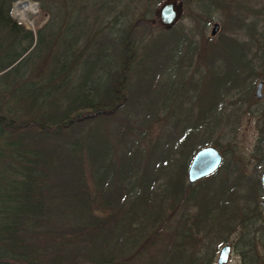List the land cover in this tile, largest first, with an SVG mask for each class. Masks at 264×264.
I'll list each match as a JSON object with an SVG mask.
<instances>
[{
  "label": "trees",
  "instance_id": "trees-1",
  "mask_svg": "<svg viewBox=\"0 0 264 264\" xmlns=\"http://www.w3.org/2000/svg\"><path fill=\"white\" fill-rule=\"evenodd\" d=\"M16 1L0 0V264H129L133 258L149 256L143 233L147 226L156 240L162 235L168 238L166 253L172 247V233L176 234L175 229L168 235L170 217L180 202L185 208L176 228L189 222L196 229L202 218L211 222L210 216L217 211L220 220L231 222L223 225L221 232L238 225L247 231L239 239L243 264H264V254H255L252 239L258 232L264 237V227H256L261 213L259 200L264 194L260 180L253 186L246 180L248 177L231 167L224 171L225 175L218 170L195 187L188 186L187 192V166L180 178L165 175L164 167L159 176L155 174L157 167L152 173L137 177L129 160L131 149L126 150V143L131 142L126 121L117 120L118 124L107 131L101 128L105 135L99 136L90 126L98 123L97 126L109 127L110 119L134 101L129 79L137 58L135 31L143 44L142 62L161 59L154 68L138 69L139 75H146L150 82L147 81V89L137 87L136 101L149 94L151 83L152 89L159 85L156 83L165 58L175 60L173 68L179 69L176 51L180 37L175 39L171 28L157 35L150 29H160L156 8L164 0H33L40 3L42 18H46L35 33L12 18L11 8ZM230 1L233 0H180L190 18L209 20L207 13L211 9H224L231 30H235L215 46L205 43L198 48L190 40L181 57L183 67L189 68L196 59V68L204 67L201 76H209L214 59L229 61L225 48L235 53L231 82L219 83L221 108L228 94L240 97V90L249 82L253 88L256 68L252 59L264 63V27L257 29V11L244 3L236 7L237 12H229ZM129 4L144 8L140 18L122 24L117 15L105 22L117 6L125 10ZM241 35L248 40L243 41ZM155 42L161 45L159 49L167 47L165 58L159 52L144 55L147 46ZM16 45L21 48L19 53L9 58L10 49ZM216 48L219 51L215 57ZM32 50L35 59L18 72L29 60L24 55ZM195 70L200 73V69ZM13 71L18 72L15 77ZM260 71L264 75V65ZM212 112L208 106L197 114L198 121ZM220 127V123L204 118L197 130L203 135ZM259 131L256 152L264 151V113ZM71 132L80 137L65 143ZM193 137V133L189 134L190 140ZM144 139L139 136L131 145ZM198 146L189 160L210 144L201 142ZM113 158L118 169L112 164ZM161 175L165 177V187L157 185ZM134 176L142 196L138 205H127L125 195ZM192 206L197 207V212L191 219L187 208ZM229 209L237 212L225 215ZM206 231L207 237L214 230ZM191 238L182 245L194 252L189 263L207 264V258L195 252L191 243L196 241Z\"/></svg>",
  "mask_w": 264,
  "mask_h": 264
},
{
  "label": "rangeland",
  "instance_id": "rangeland-1",
  "mask_svg": "<svg viewBox=\"0 0 264 264\" xmlns=\"http://www.w3.org/2000/svg\"><path fill=\"white\" fill-rule=\"evenodd\" d=\"M21 1L31 2L36 9L35 13L32 15L34 23L31 26L26 25L19 19V10L17 6ZM244 3L249 5L254 11H257L259 16L256 17L258 20L257 29L258 31L262 30V27H264V0L230 1L231 7H229V12L233 10L237 12L236 7ZM117 7L118 8L114 13L105 17V22L118 15L119 21H121L122 24L133 23L140 18L144 10L141 6L135 7L131 4H129L128 8L125 10H122V6ZM158 7L159 6H157L156 11ZM187 13L188 11L185 12L182 7V15L179 21L171 28L174 31V38L178 39L180 37L179 40H177L179 41L180 47H178L176 51V59L180 57L179 69L177 70V67L173 68L175 64L173 61L175 60L172 61V59L165 58V53H168V49H166L167 47L159 49L162 47L161 45H158L157 42L148 45L144 55L148 52H159L161 56L165 58L166 63L160 69L162 70L160 72L161 75L156 83L159 85H155L152 89L153 83H151L150 88H148L151 92H149L150 96L149 94L145 97L143 96V98L141 96L140 100L137 101L136 97L138 89L140 90V86L141 88L146 87L145 89H147V81L148 84L150 82L145 74H143L145 77L139 75L140 72L138 73V69L139 71H142L148 67L154 68L155 66H158V62L161 59L158 60L157 58V60L153 59L154 61L147 60L142 62L143 44H141L140 34L135 31L136 35L133 34V39L138 46L136 52L137 58L129 79V89L131 96L133 95L132 100L134 101L127 104V106L122 108L113 119H110L109 123L111 124L109 127H106L105 125H103L104 127L101 125L97 126L98 123L90 124L91 128H93L92 130L96 133L94 131L92 132L98 136L105 135V132L102 129L107 131V128H111L112 126H115V124H118L117 120L119 119L121 120L120 123L126 121L124 125L129 128L128 130L130 133L128 134V137L131 140V142L129 141L126 143V150L129 149L130 152L131 149L129 160L134 167V175L137 177L145 174V172L150 174L153 172V169L157 167L158 170L155 174L159 176L160 169L164 167L163 171L165 172V175H170V177L175 179L182 176V172L187 166L184 186L187 187V192H190L188 186L195 187L198 182L190 184L187 180V169L191 161L189 160V157L193 151L198 149V145L201 142H204L210 144V146L220 152L223 159L221 168L219 169L220 174L225 175L224 171L226 169H232L234 167L238 174L248 177L246 180L254 186L255 182L260 180V177L264 172V151L256 152L255 150L257 139L260 135L259 129L263 121L264 113V75L262 71H260V67L263 66L264 63L260 60L251 58L254 60L253 65H255L256 68V73L253 76V88L251 87V82L246 83V86L243 84L244 87L240 90V97L233 96L235 93L228 94L225 96L224 105L221 108V104H219L221 95L219 93V83L222 82L227 85V83L231 82L232 77L234 76H231L230 74L234 72L235 68V62L233 61V59L235 60L236 58L235 53L230 51V49L225 48V54L229 61L224 60L220 62L214 59L212 62L211 59H209V62H212L209 66V76L205 74L201 76V74L205 72L203 66L197 67L200 69V73L196 72V59L192 60L189 68L183 67L182 65H184V63L181 57L185 56L186 48L188 47L190 40L196 43L198 48H203L207 43L215 46L216 44L221 43V41L227 36H231V33H235V30H231L230 18L227 12L222 8L211 9L207 13L209 14V20L204 17H194L195 19L190 18ZM11 16L19 24L23 25L26 30L32 31L33 33H35L46 21V18H42L41 15L40 3L33 0H18L14 2L11 8ZM147 18L151 19L150 15H148ZM214 24L219 25V30L215 36H211V30ZM136 28L137 30L140 29V27ZM150 29L155 35L167 32L165 30L167 28L162 26H160V29L156 27ZM241 39L247 41L248 37L241 35ZM20 49L21 48L17 45L12 47L9 51V58L17 55ZM215 50L216 55L214 53L211 55H215L216 57L219 50L217 48ZM255 50L256 49L253 47L252 52ZM232 53L233 56L231 55ZM35 56L36 53L34 50L28 51L24 57H26L25 60H29L23 63L20 68L17 67L19 68L18 72L27 69L29 63L35 59ZM21 60H19L20 63L22 62ZM231 62L234 63L233 67L230 65ZM221 64L224 65V67ZM14 72L15 71H13V77L18 73L15 74ZM259 83L263 84V97L261 99H257L254 95L256 86ZM208 106H211V110L213 109L212 114L209 115V113L208 115H205V117L202 115L200 121L206 118L209 122L212 120L215 123H220L221 127L213 132H206L203 135H199L197 129L200 121H198L197 114L207 110ZM174 126L176 128H174ZM119 127L120 126H117L118 129ZM191 133L194 134V137L196 136L195 138L193 137L194 139L192 138L193 141L189 138V134ZM69 135L72 136L66 138L67 140H64L65 143L80 137L78 134L74 135L73 132ZM139 136H143L145 139L138 142L139 144L137 145H131V143L137 141ZM183 138L185 140L182 142ZM112 164L115 169H118L114 158ZM224 164L225 169H222L224 168ZM136 176L129 180L128 192L125 195V204L127 205H138L142 196L141 190L134 184L137 179ZM165 181V177L161 175L157 185L165 187ZM242 190L244 189L240 188V191ZM263 199L264 194L259 200V209L261 213L256 225V227H259L260 229L264 227V212L261 208V202ZM180 203L181 205L175 210V214L170 217V226H168L167 230L168 235H170L172 230L176 229V234L173 232L171 235L172 247L170 250L166 253L164 251L168 238L165 239V236L162 235L156 240V235L153 230L151 227L147 226L143 233H145L144 237L146 239L144 247L148 246L149 256L144 254V256L142 255L140 258H133L129 264H190V259L195 256L194 252L192 253L191 249H187V246L185 249L184 246H182L185 242L186 244L188 243L190 237L194 238L196 241L195 243L193 241L191 244H193L196 249L199 246V249H195V252H197L199 256H205L208 260L207 264H216L218 252L224 245H229L231 247V255L227 264H243V257L240 253L243 245L239 239L241 235H246L247 231L244 230L242 226H235L231 231L226 233L221 232L220 229L223 228V225L227 226L230 221L220 220V215H217V211H214L209 218V220L212 221L210 222L207 221V218H202L201 225L197 226L196 229H194L189 222L186 225L183 224L176 228L178 220L182 219V212H184L185 208V204L182 202ZM187 209L190 218H195L197 207L192 206ZM162 211H167V214L171 213L164 209ZM236 212L237 209L236 211L234 209H229L225 212V215L229 216ZM167 214L165 215L167 216ZM206 229L214 230L212 234L209 235L211 238H207L209 236L206 237V233L209 232L206 231ZM216 229L219 232H217ZM222 233H224L223 236ZM261 235L262 234L258 232L252 238L255 246V254L257 255L264 254V237ZM200 242H202V244H200ZM205 243L207 246L204 245Z\"/></svg>",
  "mask_w": 264,
  "mask_h": 264
},
{
  "label": "water",
  "instance_id": "water-1",
  "mask_svg": "<svg viewBox=\"0 0 264 264\" xmlns=\"http://www.w3.org/2000/svg\"><path fill=\"white\" fill-rule=\"evenodd\" d=\"M157 20L160 26L164 28H172L179 21L182 15V4L178 0H165L162 2L157 11ZM219 30V25L214 24L211 30V36H215ZM263 84L256 86L255 97L261 99ZM223 162L220 152L212 146H207L198 150L192 157L187 169V180L190 184H194L201 179L211 176L219 170ZM260 182L264 190V172L260 177ZM261 208L264 212V199L261 202ZM231 255V247L224 245L220 248L216 264H227Z\"/></svg>",
  "mask_w": 264,
  "mask_h": 264
},
{
  "label": "bare ground",
  "instance_id": "bare-ground-1",
  "mask_svg": "<svg viewBox=\"0 0 264 264\" xmlns=\"http://www.w3.org/2000/svg\"><path fill=\"white\" fill-rule=\"evenodd\" d=\"M19 10V19L23 21L26 25L31 26L33 25L32 15L35 13V8L31 2L28 1H21L18 4Z\"/></svg>",
  "mask_w": 264,
  "mask_h": 264
}]
</instances>
